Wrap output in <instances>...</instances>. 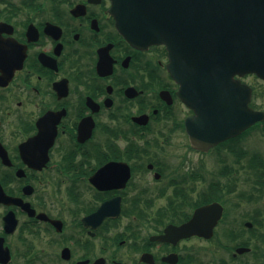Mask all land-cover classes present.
I'll use <instances>...</instances> for the list:
<instances>
[{
  "label": "flooded vegetation",
  "instance_id": "obj_1",
  "mask_svg": "<svg viewBox=\"0 0 264 264\" xmlns=\"http://www.w3.org/2000/svg\"><path fill=\"white\" fill-rule=\"evenodd\" d=\"M181 12L0 0V264H264L255 125L210 147L192 136L212 87L194 58L221 34ZM231 72L216 90L234 91Z\"/></svg>",
  "mask_w": 264,
  "mask_h": 264
},
{
  "label": "water",
  "instance_id": "obj_2",
  "mask_svg": "<svg viewBox=\"0 0 264 264\" xmlns=\"http://www.w3.org/2000/svg\"><path fill=\"white\" fill-rule=\"evenodd\" d=\"M125 1H128L127 5ZM138 1L141 0H115L116 10L128 14L129 9ZM158 1H169L171 9L174 7L175 10H182L181 18L184 10L185 18L190 21L191 26H210L214 33L217 31L221 34L219 46L222 51L219 54L207 56L206 63L199 54L194 58V63L200 70V82L207 81V87L212 86L206 100L192 106L198 121L195 124V135L192 130L191 134L199 146L204 142L207 147L217 145L263 121L264 112L254 111L248 106L251 97L248 86L238 81L233 83L234 91L227 93L228 86L225 83H220L216 90L215 79L220 72L232 73V70L241 77L256 74L264 80V0ZM134 19L135 22L130 21L133 27L149 35L146 26H151V23L143 22L138 15ZM216 97H220L221 101ZM211 208L213 206L201 208L197 215Z\"/></svg>",
  "mask_w": 264,
  "mask_h": 264
},
{
  "label": "rangeland",
  "instance_id": "obj_3",
  "mask_svg": "<svg viewBox=\"0 0 264 264\" xmlns=\"http://www.w3.org/2000/svg\"><path fill=\"white\" fill-rule=\"evenodd\" d=\"M256 90V102L260 109L264 111V83L254 77L248 80ZM250 152L257 154L260 159L264 160V134L255 132L253 140L250 142Z\"/></svg>",
  "mask_w": 264,
  "mask_h": 264
},
{
  "label": "trees",
  "instance_id": "obj_4",
  "mask_svg": "<svg viewBox=\"0 0 264 264\" xmlns=\"http://www.w3.org/2000/svg\"><path fill=\"white\" fill-rule=\"evenodd\" d=\"M261 130V129H260ZM263 131V130H262Z\"/></svg>",
  "mask_w": 264,
  "mask_h": 264
}]
</instances>
